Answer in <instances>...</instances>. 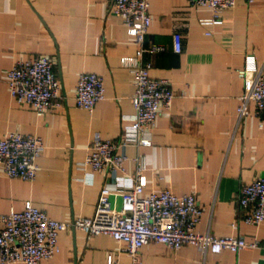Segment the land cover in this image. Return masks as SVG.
Masks as SVG:
<instances>
[{
    "label": "crops",
    "instance_id": "0c3cea01",
    "mask_svg": "<svg viewBox=\"0 0 264 264\" xmlns=\"http://www.w3.org/2000/svg\"><path fill=\"white\" fill-rule=\"evenodd\" d=\"M151 23L143 47L158 44L159 54H144L153 79H167L175 95L169 110L159 109L150 147L128 145L123 154L126 185L133 183L132 159L144 155L147 184L143 196L168 189L194 194L202 208L197 232L242 236L257 247L237 254L202 253L192 245L176 251L149 243L142 264H264V222L242 221L240 189L264 177V131L253 103L239 116L245 81L241 69H264V0H238L222 13V24L202 26L206 8L187 0H151ZM181 51L172 50V36ZM139 46L105 0H0V139L10 133L36 136L43 149L33 182L7 177L0 165V214L21 212L26 203L60 222L94 215L102 187L113 190L117 177L93 173L84 161L96 140L117 141L124 120L134 114L132 77L121 65ZM47 56L60 83L61 108L37 116L9 94L6 73L18 61ZM81 73L102 77L104 98L91 112L74 102ZM119 209L120 197L110 198ZM60 251L41 264H104L108 253L121 262L122 245L106 235L61 232ZM23 264V263H16Z\"/></svg>",
    "mask_w": 264,
    "mask_h": 264
},
{
    "label": "built area",
    "instance_id": "2783aa9c",
    "mask_svg": "<svg viewBox=\"0 0 264 264\" xmlns=\"http://www.w3.org/2000/svg\"><path fill=\"white\" fill-rule=\"evenodd\" d=\"M113 15L121 18L127 34L139 46L133 56L123 57L121 65L128 69L134 86L131 98L134 114L126 117L123 136L117 141L96 140L90 146L84 166L93 173L115 174V189L102 187L96 209L91 218H77L69 222L51 219L48 215L26 203L21 212L10 210L0 214V264H41L60 251L58 235L61 232L81 231L88 236L106 235L122 245L120 253L128 257L124 263L108 253L104 264H142L140 249L149 243L165 245L176 251L192 245L202 253L219 254L228 250L237 254L241 250L257 247L242 236L216 237L197 232L202 208L194 194L176 195L168 189L143 196L147 184V162L144 155L132 159L135 165L133 183L126 185L119 174H124L128 158L125 147H150L149 137L155 126L159 109L171 108L174 93L167 79H153L149 75L151 64L143 60L144 54H159L164 47L143 42L151 23V0H105ZM193 8L208 9L211 15L200 19V25L222 24V13L235 6L238 0H187ZM252 3V0H244ZM173 53L181 51V37L172 36ZM238 76L245 81V93L240 98L239 116L245 114L249 103L255 107L259 127L264 131V69H241ZM9 94L19 105L33 109L37 116L61 108L60 83L53 71V62L47 56L18 61L6 73ZM102 77L94 73H81L76 82L75 105L91 112L104 98ZM43 149L42 139L36 136L10 133L0 139V165L11 179L33 182L38 170L37 159ZM92 181V179H91ZM121 199L119 209L110 198ZM242 221L251 226L264 222V177L243 186L237 198Z\"/></svg>",
    "mask_w": 264,
    "mask_h": 264
}]
</instances>
